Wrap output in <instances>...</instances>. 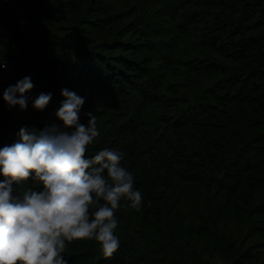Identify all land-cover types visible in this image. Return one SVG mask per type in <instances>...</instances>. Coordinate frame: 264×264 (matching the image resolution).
<instances>
[{"label": "trees", "instance_id": "obj_1", "mask_svg": "<svg viewBox=\"0 0 264 264\" xmlns=\"http://www.w3.org/2000/svg\"><path fill=\"white\" fill-rule=\"evenodd\" d=\"M30 2L40 7L29 25L3 14L0 84L24 76L33 87L23 118L0 93V148L22 128L61 125L68 89L85 101L80 123L96 117L87 156L122 152L143 196L139 211L116 210L110 258L79 240L68 264H264V0ZM41 93L51 100L38 111Z\"/></svg>", "mask_w": 264, "mask_h": 264}, {"label": "clouds", "instance_id": "obj_2", "mask_svg": "<svg viewBox=\"0 0 264 264\" xmlns=\"http://www.w3.org/2000/svg\"><path fill=\"white\" fill-rule=\"evenodd\" d=\"M32 87L24 77L3 91V100L23 110ZM61 95L55 112L61 125L22 128L19 142L0 148V264H68L62 254L79 240H94L110 258L120 244L115 213L121 201L140 210L143 196L121 165L124 154L105 148L88 157V146L100 135L96 117L88 112L87 124L80 123L84 99L68 89ZM50 100V93H41L33 108L42 111ZM29 179L31 185L13 196V183Z\"/></svg>", "mask_w": 264, "mask_h": 264}, {"label": "rangeland", "instance_id": "obj_3", "mask_svg": "<svg viewBox=\"0 0 264 264\" xmlns=\"http://www.w3.org/2000/svg\"><path fill=\"white\" fill-rule=\"evenodd\" d=\"M18 0H10V5L6 7L7 11H14L15 13L19 15H21V18L23 19L22 22L19 23V26H25L26 24L29 25L30 23H32L35 19V17L33 16L34 13L38 12V7H40L37 4H34L33 2H30V0H24V2L20 5L17 3ZM19 8V9H17ZM6 16V17H5ZM3 16V18H0V33L3 31L4 29V22L7 20H11L7 18V14ZM25 17V18H24ZM51 69V68H49ZM52 71V70H49ZM20 76V75H19ZM24 76L22 77H14V76H9L7 79L4 78V80H2L1 84H0V93L3 95V91L10 85H15L16 81L18 79H23ZM56 81L55 78H49L48 83H50L49 85V89L52 90H56L55 86H53V83ZM12 109L15 113V115L17 117H26L29 112H30V105H29V101L27 100V107L23 110L20 109V107L18 105L16 106H12ZM212 264H224L223 261H217L215 263Z\"/></svg>", "mask_w": 264, "mask_h": 264}, {"label": "built area", "instance_id": "obj_4", "mask_svg": "<svg viewBox=\"0 0 264 264\" xmlns=\"http://www.w3.org/2000/svg\"><path fill=\"white\" fill-rule=\"evenodd\" d=\"M10 4V0H0V18H3V14L4 12L7 10L6 7L9 6ZM11 47H14V45L12 44ZM0 62L4 63L7 65L8 61L6 59L1 60ZM4 69V68H1ZM226 264V263H224Z\"/></svg>", "mask_w": 264, "mask_h": 264}]
</instances>
